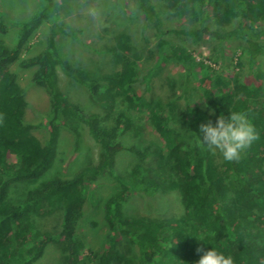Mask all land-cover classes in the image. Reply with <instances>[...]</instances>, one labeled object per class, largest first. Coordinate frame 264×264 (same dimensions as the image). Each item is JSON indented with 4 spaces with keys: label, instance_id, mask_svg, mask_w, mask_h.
<instances>
[{
    "label": "trees",
    "instance_id": "trees-1",
    "mask_svg": "<svg viewBox=\"0 0 264 264\" xmlns=\"http://www.w3.org/2000/svg\"><path fill=\"white\" fill-rule=\"evenodd\" d=\"M125 1L116 0L118 12L124 9ZM166 1L175 7L176 15L189 20L188 29L166 26L150 0H133L143 15V29L153 34L154 44L148 51L153 64L141 69L129 52L131 37L119 33L108 52L121 69L104 76L94 75L63 56L60 38L82 42L79 30L60 19L53 0H39L37 10L27 20H0V264H36L52 244L62 245L64 264H91L78 224L88 189L86 180L103 175L111 176L119 187L103 204L110 236L108 249L100 256L101 264L116 259L122 264H197L203 255L197 248L208 251L213 247L232 256L234 264H264V88L257 68L264 58L259 43L264 39V0ZM43 26L48 27L43 47L35 55L24 57ZM10 31L14 35L7 44ZM169 34L194 42L210 36L219 63L223 62L226 42L243 39L246 65L238 59L237 71L229 78L221 70L196 62L186 48L168 40ZM169 62L183 72L184 98L197 89L204 105L214 111V124L221 114L229 116L230 110L248 114L258 139L242 152L238 162H227L220 153L217 160L219 154L213 155L199 145V126L209 121L204 105L195 107L186 99L179 118L180 97L152 102L153 81ZM15 65L33 70L31 84L49 97L48 113L35 124L24 119L28 103L17 74L11 70ZM57 70L93 98L118 95L125 109L116 115L114 124L107 126L99 113L70 103L58 90ZM136 111L148 112L165 152L153 154L136 145H124L127 135L144 132ZM63 119L85 128L89 139L101 149V160L69 178L44 179L57 159ZM180 121L184 126H179ZM35 130L46 131L47 139L41 142L33 134ZM120 151L134 155L139 162L126 182L116 173ZM149 156H154V162L145 167ZM24 181L40 182L22 199L11 198L12 186ZM172 188L181 195V218L152 219L125 213L124 206L133 194L164 209L166 194ZM54 213L60 214L59 232L41 231L35 221ZM122 238L134 248L135 256L115 251Z\"/></svg>",
    "mask_w": 264,
    "mask_h": 264
},
{
    "label": "rangeland",
    "instance_id": "rangeland-1",
    "mask_svg": "<svg viewBox=\"0 0 264 264\" xmlns=\"http://www.w3.org/2000/svg\"><path fill=\"white\" fill-rule=\"evenodd\" d=\"M53 1L58 6L60 19L80 32L79 39L82 43H77L69 38H60L58 41L63 56L75 65L100 76L120 71L121 65L109 54L108 50L114 46L116 35L126 33L132 40V49L129 52L133 60L143 70L152 66L153 59L148 57V51L154 44L153 34L150 29L147 30L146 27L143 29V15L138 11L133 0H126L124 9L119 12L116 0ZM150 1L156 7L166 26L174 27L177 30L188 29L189 20L184 16L176 15L173 5H170L166 0ZM38 3L39 0H0V20L5 23L27 20L37 10ZM11 31L5 39L7 44L12 43L14 32ZM47 33L48 27H41L23 56H33L39 52L43 47ZM167 38L172 44L186 48L196 62L202 63L205 67L221 70L229 78L237 71L235 65L238 59L242 60L245 65L247 62L246 42L240 38H233L226 42L224 58L221 63H219L220 58L214 54V40L210 36L205 35L196 42L181 35L169 34ZM259 43L264 53V39ZM257 68L263 76L261 84L264 88V58L259 60ZM11 70L17 74L19 85L24 90V96L28 103L24 119L28 123L35 124L48 113L49 97L43 89L31 84L30 78L33 70H21L16 65ZM198 70L196 69V74L200 75ZM183 82L184 77L180 66L169 62L163 73L154 79L150 99L156 104L180 97L177 109L179 118L184 110L186 99H189L195 107L203 106L205 103L197 89H192L190 96L184 98L185 95L182 94ZM57 87L70 103L81 107L86 112L99 113L103 123L107 126L113 125L116 115L125 109L124 102L118 95L112 94L108 97L100 95L93 98L84 87L69 80L58 70ZM204 109L209 120L214 124V111L205 105ZM134 114L141 121L144 132L140 136L127 135L123 139L124 145H136L153 154L158 151L165 152L158 129L149 122L148 112L136 111ZM63 120L64 124L59 128L57 159L44 179L69 178L84 167L99 164L101 160V149L89 139L85 128L72 120ZM181 124L180 121L179 126H184ZM33 134L41 142L47 139V132L44 130H35ZM184 135L188 136L186 133ZM219 153L217 151L215 155ZM153 157L149 156L145 160V167L152 165ZM219 159L220 154L217 155V160ZM138 163L137 158L130 153L124 151L117 153L116 173L123 182L129 179L131 170ZM39 182L16 183L10 190L11 198L22 199L30 190L38 186ZM86 184L88 189L83 203V216L78 224V233L84 242L85 254L92 260L91 264H101L100 256L108 249L110 236L108 226L103 219V204L118 189L119 184L109 175L87 179ZM166 195L167 202H165L164 209L160 210L155 205L146 203L140 195L133 194L125 204L124 211L134 217L181 218L183 205L179 191L177 188H172ZM59 222V213L35 221L41 231L51 234L59 232ZM115 251L122 256H135L134 248L125 238L120 239ZM36 264H64L62 245L48 246L43 257ZM110 264H122V261L116 259Z\"/></svg>",
    "mask_w": 264,
    "mask_h": 264
},
{
    "label": "clouds",
    "instance_id": "clouds-1",
    "mask_svg": "<svg viewBox=\"0 0 264 264\" xmlns=\"http://www.w3.org/2000/svg\"><path fill=\"white\" fill-rule=\"evenodd\" d=\"M199 128L202 134L198 136L199 145L206 146L213 155L219 151L227 162H238L242 152L258 139V134L244 111L230 110L229 116L221 114L215 124L209 120ZM197 252H203L197 264H234L232 256L225 255L214 247L208 251L197 248Z\"/></svg>",
    "mask_w": 264,
    "mask_h": 264
}]
</instances>
